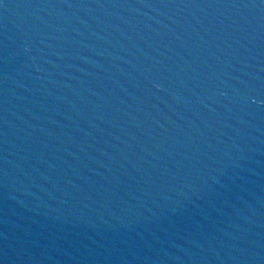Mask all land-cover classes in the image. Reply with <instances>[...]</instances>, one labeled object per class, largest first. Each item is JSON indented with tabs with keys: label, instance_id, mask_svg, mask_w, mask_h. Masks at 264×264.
<instances>
[{
	"label": "water",
	"instance_id": "95a60500",
	"mask_svg": "<svg viewBox=\"0 0 264 264\" xmlns=\"http://www.w3.org/2000/svg\"><path fill=\"white\" fill-rule=\"evenodd\" d=\"M0 264H264V0H0Z\"/></svg>",
	"mask_w": 264,
	"mask_h": 264
}]
</instances>
